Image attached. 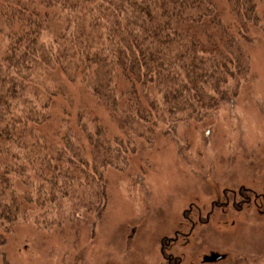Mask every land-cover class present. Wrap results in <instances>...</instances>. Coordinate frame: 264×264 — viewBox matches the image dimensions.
Here are the masks:
<instances>
[{
	"label": "trees",
	"instance_id": "16d2710c",
	"mask_svg": "<svg viewBox=\"0 0 264 264\" xmlns=\"http://www.w3.org/2000/svg\"><path fill=\"white\" fill-rule=\"evenodd\" d=\"M261 41L264 0H0L2 262L22 225H95L109 171L239 102Z\"/></svg>",
	"mask_w": 264,
	"mask_h": 264
},
{
	"label": "rangeland",
	"instance_id": "374dc122",
	"mask_svg": "<svg viewBox=\"0 0 264 264\" xmlns=\"http://www.w3.org/2000/svg\"><path fill=\"white\" fill-rule=\"evenodd\" d=\"M248 59L250 88L239 102H225L212 123H182L158 139L149 168L109 171V206L95 225L81 212L85 221L66 238L22 225L7 241V264H264V201L233 206L240 190L253 197L264 188V41ZM176 234L164 258L162 243ZM213 253L222 259L204 263Z\"/></svg>",
	"mask_w": 264,
	"mask_h": 264
},
{
	"label": "flooded vegetation",
	"instance_id": "af4514ba",
	"mask_svg": "<svg viewBox=\"0 0 264 264\" xmlns=\"http://www.w3.org/2000/svg\"><path fill=\"white\" fill-rule=\"evenodd\" d=\"M263 191V193H261V194H254L253 195V197H251L249 194H248V191H246L247 192V194L246 195H244L243 193H242V190H240L238 193H235V197H234V199H235V202H234V199H233V206H235V207H239V208H242V207H244L245 205H247L248 206V203H249V205H252V202L254 201V203L256 204V200L258 199V198H261L263 201H264V188L261 190V192ZM244 195V196H243ZM240 198V199H239ZM256 198V199H255ZM239 199V200H238ZM255 199V200H254ZM238 204V205H237ZM215 206H216V204H215ZM236 209V208H235ZM208 217H209V215H207V217L205 218L206 220H208ZM181 237L178 235V234H176L175 235V237H174V239H170V241L169 240H164V242L162 243V248H161V253H162V255L164 254V258H166L165 257V246H166V249L168 250V248H170V246L172 245V244H176V243H178V241H179V239H180ZM167 241V242H166ZM165 242H166V244H165ZM212 255H216V254H212ZM211 255V256H212ZM168 260V261H167ZM175 261L176 260H173L172 262H171V258L170 257H167L166 258V262H168V264L171 262V264H175Z\"/></svg>",
	"mask_w": 264,
	"mask_h": 264
},
{
	"label": "water",
	"instance_id": "95a60500",
	"mask_svg": "<svg viewBox=\"0 0 264 264\" xmlns=\"http://www.w3.org/2000/svg\"><path fill=\"white\" fill-rule=\"evenodd\" d=\"M223 256H220V255H212V256H205L203 258V262L204 263H213V262H216L220 259H222Z\"/></svg>",
	"mask_w": 264,
	"mask_h": 264
}]
</instances>
